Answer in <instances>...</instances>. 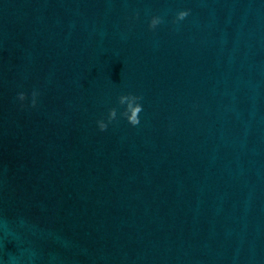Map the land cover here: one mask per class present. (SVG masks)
<instances>
[{
    "label": "clouds",
    "instance_id": "9594fccd",
    "mask_svg": "<svg viewBox=\"0 0 264 264\" xmlns=\"http://www.w3.org/2000/svg\"><path fill=\"white\" fill-rule=\"evenodd\" d=\"M190 15V10H181L176 14L175 20L173 21L174 24H179V22L185 20ZM164 23V19L161 16H153L149 22V28L155 30L160 24ZM40 93L38 90H33L31 93V102L30 106L35 108L37 106L38 97ZM18 101L21 102V106H24V102L28 99V96L24 92H20L17 95ZM143 97L133 95V94H126L121 95L118 97V103L124 107V111L120 113V116L125 118L127 122L132 125L133 127L138 126L140 124L139 114L142 112L143 108L142 105L139 103ZM117 119V109L111 108L108 110V114L105 119L98 120L97 127L101 132H104L108 129L109 124ZM3 228L6 231H10L8 228L7 220L3 222ZM23 255H16L9 253L5 264H20Z\"/></svg>",
    "mask_w": 264,
    "mask_h": 264
}]
</instances>
